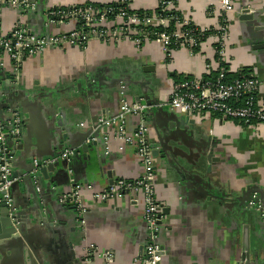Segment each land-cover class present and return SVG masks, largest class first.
<instances>
[{"label":"crops","instance_id":"crops-1","mask_svg":"<svg viewBox=\"0 0 264 264\" xmlns=\"http://www.w3.org/2000/svg\"><path fill=\"white\" fill-rule=\"evenodd\" d=\"M38 1H44L46 11L59 3L113 0ZM134 5L152 11L157 0H137ZM235 5L238 10L230 16L231 36L222 56L214 34L195 54L181 47L171 58L158 42L138 47L129 39L118 43L92 39L84 49L67 45L27 57L17 88L26 95L22 98L26 111L19 106L18 112L25 122L28 150L36 151L41 145L48 158L63 145L61 137H85L101 117L116 115L124 98L132 102L139 93L152 90L165 101L177 77L212 75L220 66L232 76L255 75L262 80L258 100L264 105V0H235ZM242 6H250L257 14L253 26L239 19ZM179 7L199 26L217 27L219 0H180ZM0 18L7 33L19 15L4 7ZM24 20L38 35L75 27L74 23L49 27L45 14L39 12L24 15ZM1 55L6 65L0 71L7 75L13 71L12 63L7 54ZM6 81L0 77L1 88ZM7 86L12 93L13 85ZM7 98L2 92L0 99L5 102ZM4 110L6 119L12 116L9 109ZM183 116L168 106L147 116L151 142L163 153L156 160L158 196L168 209L159 239L163 264H263L264 226L247 199L258 194L264 198V123L245 126L205 113H195L191 119ZM138 122L139 116L129 115L128 131L133 132ZM102 131L109 133L107 143L100 137L97 145L79 152L72 171L63 173L55 186L68 191L74 180L93 187L83 194L87 206L85 236L76 226L73 209L53 211L54 217L47 216L43 223L34 212L36 208L31 209L34 203L29 191L17 186L13 195L24 206L23 227L34 249L24 239H4L0 264H33L34 260L36 264H75L72 245L80 242L77 251L83 256L82 245L86 244L101 251L113 250V264H132L143 253L148 241L143 205L126 198L96 201L93 196V191L108 188L112 180L137 179L142 174L134 146L119 139L115 129ZM210 153L214 155L211 162ZM26 164L20 163L21 167ZM50 196L56 203L55 193ZM42 202L47 204V194ZM92 264L105 262L96 256Z\"/></svg>","mask_w":264,"mask_h":264},{"label":"built area","instance_id":"built-area-1","mask_svg":"<svg viewBox=\"0 0 264 264\" xmlns=\"http://www.w3.org/2000/svg\"><path fill=\"white\" fill-rule=\"evenodd\" d=\"M136 1L113 0L99 6L92 2L51 5L44 13L49 27L69 23H74L75 27L59 33L38 35L24 20V15L36 12L38 3L35 0H0V10L4 7L11 8L19 15L9 32L4 33L0 26V69H4L6 65L1 57V53H5L12 63L13 84L18 85L21 65L27 57L41 54L47 48H63L67 45L84 49L92 39H99L105 43H118L123 39H129L138 47L146 42H158L162 45L167 58H171L172 52L181 47L195 54L194 47L199 44V37L210 31L218 37L221 47L219 54L222 56L231 36L230 16L238 10L235 0H219L220 16L217 27H201L189 14L180 11V0H157V5L152 11L136 7L134 5ZM245 10L254 12L250 6H242L239 8L240 15ZM173 44L179 45V48L174 49ZM218 72L214 80L205 76L187 75L181 80L172 81L168 99L161 101L159 106H168L189 116L190 119L195 113H205L220 115L224 119L238 121L245 126L264 123V105L258 100L262 80L255 75L241 74L228 82L226 80L228 69L220 66ZM149 108L144 101L129 102L124 98L119 112L114 116L101 117L94 128V131H99L105 143L109 139V133H103L102 130L115 129L119 139L134 146L142 165V174L139 178H117L108 188L93 191L96 201L126 198L143 205L148 241L143 253L134 258L132 264H163V246L156 241L164 228L165 206L159 200L157 190V157L153 153L149 139L150 128L146 115ZM131 114L139 116V122L133 132L127 129V118ZM21 131L22 120L18 114L6 122L0 117V202L5 201L8 205L12 204L10 190L16 178L13 177L12 156L7 137L17 140ZM96 139L98 140L94 137L92 140ZM75 154L76 150L66 149L58 157L43 160L35 158L34 164L37 167L48 166L71 159ZM71 183L70 190L62 196L60 202L76 207L78 220L84 230L87 206L83 194L86 190L91 191L93 187L74 180ZM250 205H259V211L264 219L261 204L251 201ZM83 253L84 264H92L96 256L103 258L105 264H113L116 260L113 250L101 251L93 244L84 245Z\"/></svg>","mask_w":264,"mask_h":264},{"label":"water","instance_id":"water-1","mask_svg":"<svg viewBox=\"0 0 264 264\" xmlns=\"http://www.w3.org/2000/svg\"><path fill=\"white\" fill-rule=\"evenodd\" d=\"M38 3L36 12L41 13L42 15L45 12V9L43 8V2L36 0ZM257 14L255 12H251L250 10H245L240 15L239 19L250 21L251 26L254 25L255 19ZM261 36L264 34V28L261 29ZM40 35V34H39ZM258 36L257 34H254V37ZM254 39V38H253ZM264 40V39H263ZM1 52V51H0ZM0 77H5L7 81L4 84V87L0 89V98L1 93L4 92L5 94H8V98L3 102L4 99H0V117L5 122L8 120H11L15 114H18L22 120V131L17 140H14L11 137H7V144L11 150V156H12V168H13V177L16 178L14 181L10 193L12 198V204L8 205L5 201L0 202V244L4 239H24L28 241L29 247L34 249L33 244L30 242L29 238L25 234V230L23 227V217L26 214L24 211L23 204L17 200L15 201L13 192L14 189L19 186L23 192L26 190L29 191L30 197L33 200V206L31 209L36 208L34 212L38 214V218L41 219L43 223L47 222V216L54 217L55 212L64 211L73 209L75 211V217L78 218V213L76 210V207L74 205H67L65 203H61L60 199L62 196L66 193L67 190H65V187L63 186V189L61 187H57L55 189V186L57 185V182L60 183V176L63 173H67L69 171H72V166L76 161L78 160V153L88 151L90 145H97L98 140L100 139V133L99 131H88L87 135L85 137H81L78 135H73L71 139H68L66 135L63 136V138H60V141L63 143V145L60 147L59 151H54L52 155H49L50 157H58L63 151L66 149L69 150H76V154L68 160L58 161L54 164H50L48 166H40L37 167L34 164V159L37 158L38 160H43L46 157L45 152L42 149L41 145H38L37 150L31 151L28 150L27 144L25 143V140L27 142V137L25 135V122L23 119V116L21 113H19V106L26 111L24 101L22 100L23 96H26L22 91L19 92V89L17 88V85L13 84L14 79V73L13 71L7 72V75L5 73L0 71ZM13 85L12 93H10L9 87L7 85ZM6 92H5V90ZM14 91V92H13ZM15 94L17 96H15ZM17 97V98H16ZM20 99V100H19ZM17 100H19L17 102ZM15 101L18 103H15ZM134 101H144L146 104L150 106V108L146 111V115H150L152 112L164 108L162 106H159L161 103V98L158 96L156 91H143L139 93ZM3 102V103H2ZM20 102V103H19ZM7 108L10 110L11 117H7V119L4 117V109ZM183 117L190 119L189 116L184 115ZM81 137V138H80ZM94 137L98 138V140H92ZM149 139L151 140L150 136ZM24 141V142H23ZM152 143L153 153L156 157L162 156V149H159L156 144ZM25 147V152L22 150ZM213 153L209 154V161H214ZM26 162L25 167H21L20 163ZM30 162V165H29ZM60 168L61 171L59 170ZM57 174V175H56ZM78 182V181H76ZM114 180L111 181L110 185L113 184ZM79 183V182H78ZM47 189V190H46ZM55 193V197L57 198L56 203L52 202V196L50 194ZM47 194V204L43 205V195ZM249 203V207H256V211L261 216V211H259V205L251 206V201H256L258 204L260 203L262 208L264 209V198H262L259 194L254 195L247 199ZM72 207V208H71ZM24 212V214H23ZM48 212V215H47ZM52 214V215H51ZM87 214V213H86ZM164 214H168L167 207L164 208ZM59 216V215H58ZM261 222L264 226V219L261 216ZM86 220V216H85ZM77 228L82 233V236H85V230H82V224L79 222V220L76 223ZM73 230V228H72ZM163 229L160 232V235L157 239V243L159 242V239L161 237ZM83 243V242H82ZM80 245V246H79ZM1 246V245H0ZM81 247V242L75 243L72 245L73 247V258L75 264H84V256L82 254L79 255L77 248ZM83 247V245H82ZM80 252V251H79ZM40 264L39 262H37ZM163 263V262H162ZM33 264L35 263V260L33 261ZM41 264H43L41 262Z\"/></svg>","mask_w":264,"mask_h":264},{"label":"trees","instance_id":"trees-1","mask_svg":"<svg viewBox=\"0 0 264 264\" xmlns=\"http://www.w3.org/2000/svg\"><path fill=\"white\" fill-rule=\"evenodd\" d=\"M92 4H94V5H98L99 6V4H97V3H92ZM211 35H214V32L213 31H210V32H207V33H205V35L204 36H202V37H199V44L196 46V47H194V51L195 52H197V51H199L200 50V48H201V45H202V43L203 42H205V41H207V39L209 38V36H211ZM173 47H174V49L175 48H179V45H175V44H173L172 45ZM221 47H219V49H220ZM219 49L217 48V51H219ZM219 54V53H218ZM244 72H246V71H244ZM218 74H219V72H213L212 73V75H207V76H205V78H208V79H215V78H217V76H218ZM240 75H235V76H232L231 75V73H227V75H226V80L228 81V82H231V81H233L234 79H236L237 77H239ZM184 77H177L176 78V80L178 81V80H181V79H183Z\"/></svg>","mask_w":264,"mask_h":264}]
</instances>
